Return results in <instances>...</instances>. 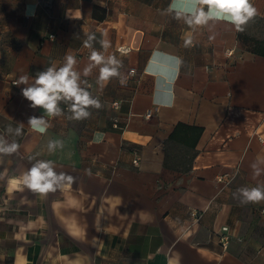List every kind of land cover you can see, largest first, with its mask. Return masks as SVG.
Returning <instances> with one entry per match:
<instances>
[{
    "label": "crops",
    "instance_id": "1",
    "mask_svg": "<svg viewBox=\"0 0 264 264\" xmlns=\"http://www.w3.org/2000/svg\"><path fill=\"white\" fill-rule=\"evenodd\" d=\"M252 3L239 31L189 26L192 0H0V135L19 144L0 154V264H264V201L234 197L264 182L251 168L264 157V0ZM90 33L97 51L111 41L120 77L83 74ZM69 53L102 104L83 120L65 101L63 115H45L15 85ZM43 115L51 127L31 129ZM19 123L20 136L7 132ZM49 140L63 148L49 152ZM37 159L75 183L41 194L15 179Z\"/></svg>",
    "mask_w": 264,
    "mask_h": 264
},
{
    "label": "clouds",
    "instance_id": "2",
    "mask_svg": "<svg viewBox=\"0 0 264 264\" xmlns=\"http://www.w3.org/2000/svg\"><path fill=\"white\" fill-rule=\"evenodd\" d=\"M256 15L257 9L252 0H192L190 15L185 17V23L195 27L208 25L210 21L226 20L232 23L237 30L243 31L248 22ZM94 41H96L95 33H90L84 40L83 46L90 52L89 64L83 69V74L88 76L92 73L93 68H99L98 82L120 77V70L123 67L122 60L114 54L105 55V52L111 47V41L106 35L100 39L99 43L103 52L93 48ZM191 42L189 39L188 43ZM77 63L76 56L69 53L64 57L62 66L52 65L46 70L37 72L31 83L29 75H21L15 81V85H24L21 95L30 102L32 108L42 109L44 114L49 117L63 115L60 102L65 101L68 102V110L72 114V119H87L91 116L89 109H100L102 104L87 88L81 86L80 73L75 70ZM123 82L122 80L121 83ZM45 115L29 117L28 125L31 129L45 133L51 127L48 120L45 119ZM23 128L24 124L19 123L14 129L9 127L7 132L20 136ZM47 147L49 152H54L57 148H63V142L49 140ZM18 149V143L14 140L9 142L0 135V154L12 155ZM29 159H34V157ZM251 168L254 177L264 175V157L253 162ZM86 172L90 174L89 170ZM15 179L22 180L29 189L41 194L55 192L75 183V177L62 171L57 172L53 161L39 159L21 178ZM234 197L238 198L241 203L264 201V182L252 187H241L234 193Z\"/></svg>",
    "mask_w": 264,
    "mask_h": 264
},
{
    "label": "built area",
    "instance_id": "3",
    "mask_svg": "<svg viewBox=\"0 0 264 264\" xmlns=\"http://www.w3.org/2000/svg\"><path fill=\"white\" fill-rule=\"evenodd\" d=\"M50 39H53V36H50ZM119 51H121V52H124V53H126V52H128L129 51V49H124V48H119L118 49ZM134 71H131V73H133ZM113 106H114V108L117 110V109H119V103H114L113 104ZM149 117H150V115H148ZM114 126H115V128H121L120 126H119V120L118 119H115L114 120ZM139 160H140V157H136L135 159H134V161H133V163L135 164V165H137L138 164V162H139ZM218 181L220 182V183H223L224 182V179L223 178H218ZM263 212H264V210H263ZM191 216H192V218H194V220L195 221H198L199 219H200V216H199V214H198V212H192L191 213ZM226 232H228V229L227 228H223L222 229V233H226ZM221 241H222V245H223V247L225 248L226 247V245L228 244V238L226 237V236H223L222 238H221Z\"/></svg>",
    "mask_w": 264,
    "mask_h": 264
},
{
    "label": "trees",
    "instance_id": "4",
    "mask_svg": "<svg viewBox=\"0 0 264 264\" xmlns=\"http://www.w3.org/2000/svg\"><path fill=\"white\" fill-rule=\"evenodd\" d=\"M258 49L257 51L260 52L262 55H264V42L262 44H258ZM180 129H187L186 126L184 125H178L174 131V133L171 135L170 137V140H173V141H177V135L180 131ZM193 131H195V129H192Z\"/></svg>",
    "mask_w": 264,
    "mask_h": 264
}]
</instances>
